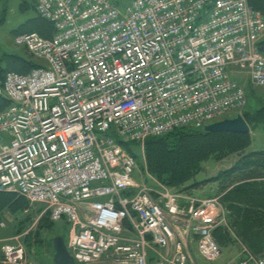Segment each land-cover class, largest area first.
<instances>
[{"label":"built area","instance_id":"built-area-1","mask_svg":"<svg viewBox=\"0 0 264 264\" xmlns=\"http://www.w3.org/2000/svg\"><path fill=\"white\" fill-rule=\"evenodd\" d=\"M32 1L54 32L18 35L40 66L0 81L9 101L0 193L67 224L76 264H196L192 242L216 262L215 231L228 227L220 198L145 189L128 146L241 109L247 93L232 72L264 87V9L249 0ZM244 252L240 264H264ZM3 255L33 264L17 241Z\"/></svg>","mask_w":264,"mask_h":264},{"label":"rangeland","instance_id":"rangeland-1","mask_svg":"<svg viewBox=\"0 0 264 264\" xmlns=\"http://www.w3.org/2000/svg\"><path fill=\"white\" fill-rule=\"evenodd\" d=\"M33 3L32 0H0V57L3 58L1 63L3 68H6L11 62H16L18 57L40 64V61L31 55L25 47L16 43L18 35L31 31L34 29L33 27L42 26L40 32L46 31L49 28L48 21H33L38 18L37 12L32 6ZM24 5L28 7L23 8ZM232 78L243 85L246 93L248 91L251 93H247V103L241 109L230 112L224 119L234 118L238 115L245 117L244 115L248 112L254 114L264 108V87L253 86L246 72H232ZM251 129L252 144L249 148L239 153L227 154L220 158L213 157L203 162L200 171L184 186L179 188L164 184L149 172L145 149L147 139L144 143L132 146L130 149L139 160L138 176L136 178L147 190H157L163 193L187 192L185 194L200 199L218 197L222 203V197L226 189L222 187V182L212 181V179L217 177L221 172L232 168L237 162H241L244 156L252 152L264 150V124L251 127ZM229 178L224 179L223 182L231 186L234 183L231 184L230 182V184H227V182L238 179L239 176ZM21 199L22 197L16 195L11 196L6 205H4L6 197L0 194V264H6L3 246L6 243H14L15 241L24 246L28 262L33 264H54L55 252L53 241L58 236L67 238L65 227H63L62 223L51 221L46 214L42 216L44 211L43 205L32 204L27 200ZM222 226L226 227L225 224H222ZM234 239L235 242L227 238V243L221 245L222 255L216 264H240L247 257L244 247L256 259L263 258V253L255 254L239 238L235 237ZM193 254L198 263L211 264L200 256L197 249L193 251ZM251 264L255 263L252 262Z\"/></svg>","mask_w":264,"mask_h":264},{"label":"trees","instance_id":"trees-1","mask_svg":"<svg viewBox=\"0 0 264 264\" xmlns=\"http://www.w3.org/2000/svg\"><path fill=\"white\" fill-rule=\"evenodd\" d=\"M249 4L256 9H264V0H249ZM32 6L36 9L34 3ZM33 21L45 20L38 16ZM48 24L49 28L46 31L40 32L42 26H37L28 32L35 31L50 38L54 29L51 23ZM259 46L264 51V40ZM2 61L3 58L0 57V81L4 80L9 71L27 74L33 68L40 66L29 59L18 57L16 62H11L3 68ZM8 106L9 101L0 97V111ZM244 116L251 127L264 124V108L254 114L248 112ZM250 135V133L205 132L203 129L184 127L165 136L149 138L145 143L148 170L164 184L170 187H182L200 171L203 162L249 148L252 144ZM135 145L138 144L129 145V150ZM132 154L139 162L137 156L133 152ZM232 176L239 178L227 182V184L234 183L231 188L223 180ZM214 180L222 182V187L226 189L222 203L226 209L228 227L220 226L216 229L215 237L219 245L227 243V238L235 242L234 238L237 237L255 254L264 253V150L244 156L241 162L221 172L212 179ZM0 194L6 197L4 205L9 197L15 196L10 193ZM64 227L68 235L69 227L67 224Z\"/></svg>","mask_w":264,"mask_h":264},{"label":"water","instance_id":"water-1","mask_svg":"<svg viewBox=\"0 0 264 264\" xmlns=\"http://www.w3.org/2000/svg\"><path fill=\"white\" fill-rule=\"evenodd\" d=\"M205 132H222L234 134H248L251 126L242 115L234 118H225L213 122L203 129ZM54 264H76L74 257L70 254L64 237L58 236L53 241Z\"/></svg>","mask_w":264,"mask_h":264},{"label":"crops","instance_id":"crops-1","mask_svg":"<svg viewBox=\"0 0 264 264\" xmlns=\"http://www.w3.org/2000/svg\"><path fill=\"white\" fill-rule=\"evenodd\" d=\"M23 7L26 8V7H28V6H25V5H24ZM27 60H28V59H27ZM184 193H187V192H184ZM197 198H198V197H197ZM211 198H212V197H211ZM199 199H200V198H199ZM206 199H207V198H206ZM60 223H62V224H63V227H64V224H65V223H63V222H60ZM195 249H197V245H196L195 242H192V243H191V252H192V255H193V257H194V260H195V256H194V254H193V251H194ZM155 257H156V254H155V253H152L150 258H151V259H154ZM219 259H220V258H219ZM219 259H218V260H219ZM218 260H217V261H218ZM217 261H216V262H217ZM195 262H196V264H200V263H198L196 260H195ZM216 262L211 263V264H216Z\"/></svg>","mask_w":264,"mask_h":264}]
</instances>
